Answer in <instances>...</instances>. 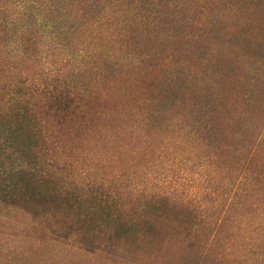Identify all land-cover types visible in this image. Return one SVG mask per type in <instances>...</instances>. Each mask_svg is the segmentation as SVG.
<instances>
[{
    "label": "rangeland",
    "instance_id": "374dc122",
    "mask_svg": "<svg viewBox=\"0 0 264 264\" xmlns=\"http://www.w3.org/2000/svg\"><path fill=\"white\" fill-rule=\"evenodd\" d=\"M32 4L0 11V89L40 99L44 171L0 202V264H264V0ZM23 29L41 55L4 66Z\"/></svg>",
    "mask_w": 264,
    "mask_h": 264
},
{
    "label": "trees",
    "instance_id": "16d2710c",
    "mask_svg": "<svg viewBox=\"0 0 264 264\" xmlns=\"http://www.w3.org/2000/svg\"><path fill=\"white\" fill-rule=\"evenodd\" d=\"M0 11L4 14H11L15 17L14 14L22 15V11L27 10V4L30 0H1ZM33 1V9H37V4L40 0H31ZM15 11V12H12ZM26 30L23 29L18 32L19 42H17V47L13 49V54L10 59L5 60L4 66H9L11 64H22L26 63L25 61H32V58H36V54L41 55L40 46L37 48L36 54H33L30 49V45H27L26 40L30 43V39H26L25 34ZM8 47V46H4ZM3 49V48H1ZM35 55V56H34ZM39 58V55H38ZM34 60V59H33ZM13 61V62H12ZM12 70L14 67L10 66ZM11 70V71H12ZM18 70V69H17ZM28 71V70H27ZM21 72V71H20ZM21 75V74H20ZM25 79H28L29 74L25 72ZM24 85V86H23ZM16 87H7L3 86L0 89V202L15 203L18 199L17 188H22L21 185L16 184L12 181L14 175L21 174L26 178L27 173L42 172L44 171V164L39 161L41 158L42 145L39 142H32V124L35 122L37 125L40 123V119H35L36 106L37 102L40 99L36 100L37 94L34 91L23 92L24 88L27 85L24 82H19V85ZM45 88V87H44ZM55 91V93H54ZM76 91V90H75ZM43 99H46V111L48 114H52L53 118L59 121H67L70 118H73L82 110L81 100L83 96L79 92H73L72 90H58L57 88L49 91L48 89L39 92ZM82 96V97H81ZM41 98V97H40ZM47 99L50 101L48 105ZM12 149V150H11ZM9 152L13 153V156L18 155V159L23 162L21 167L7 166L4 162L3 155H8L7 159L10 160L11 156ZM32 155L31 160L35 163V166L30 164V160L27 158ZM53 161L49 164L53 166ZM32 165V167H31ZM43 174V173H38ZM47 179V178H45ZM25 188L30 189L31 184L23 183ZM37 187V186H36ZM39 187V186H38ZM63 188V187H61ZM28 191V190H27ZM23 194V192H21ZM84 202L79 200L76 202L81 206ZM9 204V203H8ZM77 209V208H76Z\"/></svg>",
    "mask_w": 264,
    "mask_h": 264
}]
</instances>
